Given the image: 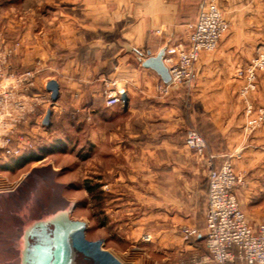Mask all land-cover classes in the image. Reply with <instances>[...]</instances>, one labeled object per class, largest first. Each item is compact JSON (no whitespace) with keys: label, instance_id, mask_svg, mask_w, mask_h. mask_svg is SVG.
I'll use <instances>...</instances> for the list:
<instances>
[{"label":"crops","instance_id":"crops-1","mask_svg":"<svg viewBox=\"0 0 264 264\" xmlns=\"http://www.w3.org/2000/svg\"><path fill=\"white\" fill-rule=\"evenodd\" d=\"M56 1L57 26L68 43L62 44L86 47L92 55L82 75L77 74L79 62L72 58L70 90L59 83L58 95L75 92L76 109L102 114L108 156L121 161L108 168L118 169L109 191L116 184L119 191L113 197V212L111 203L106 208L105 244L112 237L118 239V247L109 244L110 248L120 260L137 264H211L198 262L207 253L202 205L209 163L218 167L230 161L243 173V184L234 189L239 206L244 184L264 176V124L245 128V100L264 107V71L257 73L255 88L246 99L240 93L245 78L239 73L264 48V0H219L228 30L215 49L199 54L191 85L173 86L166 93L159 89L160 76L136 62L135 49L156 55L164 45L185 44L198 0ZM106 79L124 88L126 105L121 101L105 105L104 92L113 87L104 85ZM58 104L66 105L62 99ZM190 128L206 141L202 155L184 145ZM142 189L149 190L144 200L150 209L146 211L145 205L142 212H131ZM260 222L264 220L249 224L255 228ZM191 225L197 226L198 234L184 239L181 228ZM101 262L121 264L114 257Z\"/></svg>","mask_w":264,"mask_h":264},{"label":"rangeland","instance_id":"rangeland-1","mask_svg":"<svg viewBox=\"0 0 264 264\" xmlns=\"http://www.w3.org/2000/svg\"><path fill=\"white\" fill-rule=\"evenodd\" d=\"M57 5L56 0H0V193L15 192L27 179H31L33 194H29L36 196L35 191L49 177L47 181L58 188L59 196L75 202L71 217L85 222L83 239L90 245L86 252L90 253L93 262L114 257L121 264H137L120 260L119 254L110 248V245L118 247V239L112 237L106 244L103 240L106 208L111 203L113 212V197L119 191L118 184L112 185V192L109 191L108 184L118 169L108 168L121 161L108 156L102 137V114L94 116L91 111L76 109L73 105L77 100L75 92L62 96L60 92L57 100L52 102L44 90L49 79L60 83V88L63 86V89L70 90L68 83L72 79L68 75L74 69V66L69 68L72 58L79 62L77 74L82 75V70L87 71L90 67L92 56L86 47L65 45L68 43L63 40L56 22L59 17ZM25 72L30 75H25ZM107 81H103L106 87L112 85L111 80ZM59 99L66 105H57ZM47 109L51 114L48 125H44L42 119ZM41 146L49 147L50 152H40L39 159L28 162L16 160L20 155L38 152ZM239 173L242 185L244 177ZM204 182L205 175L202 176V184ZM245 184L238 200L249 223L253 224L264 220L255 218L258 215L264 217V176ZM87 185L94 191L89 192ZM142 187L147 186L143 184ZM139 192L143 196L135 209H129L131 212H142L145 205L146 211L150 209L147 201L149 190ZM26 198L22 197L18 203L26 202ZM202 206L203 215L205 207ZM9 211L7 209L1 216L0 238L6 228L3 221L9 216L6 212ZM201 225L203 230L204 220ZM187 227L197 229L193 225Z\"/></svg>","mask_w":264,"mask_h":264},{"label":"built area","instance_id":"built-area-1","mask_svg":"<svg viewBox=\"0 0 264 264\" xmlns=\"http://www.w3.org/2000/svg\"><path fill=\"white\" fill-rule=\"evenodd\" d=\"M195 20L187 25L185 44L170 45L165 49L163 58L170 80L160 83L159 89L166 93L172 86L189 87L192 83L195 62L202 51L216 48L220 38L226 33L229 23L219 5V0H200ZM264 37V27H262ZM264 71V48L259 50L239 73L245 78L240 93L244 99L255 88L257 73ZM25 75H30L25 72ZM30 81L28 82V84ZM105 93V105L120 102L124 88L115 80L111 81ZM245 128L251 130L264 124V107H254L245 100ZM184 144L198 155L206 148L204 137L195 129H187ZM242 183V175L230 161L215 167L210 162L206 174L205 246L207 253L199 263L264 264V222L253 228L240 208L234 189ZM198 234L194 227H182L184 239Z\"/></svg>","mask_w":264,"mask_h":264},{"label":"water","instance_id":"water-1","mask_svg":"<svg viewBox=\"0 0 264 264\" xmlns=\"http://www.w3.org/2000/svg\"><path fill=\"white\" fill-rule=\"evenodd\" d=\"M165 49L166 45L156 55L135 49L134 58L137 63L154 70L162 82L167 83L170 74L163 62ZM44 88L50 100L55 102L59 92L58 82L49 79ZM120 101L126 105L124 92L120 94ZM50 114L51 110L47 109L42 124L48 125ZM74 206V201L61 196L58 200L41 197L16 205L7 218L10 228H4L2 236L11 264H84L76 241L79 233L83 236L85 222L71 217Z\"/></svg>","mask_w":264,"mask_h":264},{"label":"bare ground","instance_id":"bare-ground-1","mask_svg":"<svg viewBox=\"0 0 264 264\" xmlns=\"http://www.w3.org/2000/svg\"><path fill=\"white\" fill-rule=\"evenodd\" d=\"M46 178L49 179V177H46ZM47 179H44L43 184L40 187H38V189L35 191L36 196H32L29 194L32 190L31 185L33 183V181L31 179H27V181L22 185V187H19V189L15 192L0 193V210H1V208L3 209L2 213L0 211V221H1V216L4 215V212L7 209H9L10 210L9 212L12 213V211L16 208L15 206L19 205L18 200H21L22 197L26 198V197L30 196V198L29 197L26 198V202L33 201L35 198H41V197H45L46 200H49V199L50 200H53V199L58 200V197H60L58 188L54 185L49 184ZM31 193L33 194V192H31ZM9 212H6L7 215L10 214ZM3 222H6L5 226L7 229H9L10 226H9L8 219L6 221H3ZM2 236L3 235H1L0 241H2V239H3ZM76 244H77V248H79V250H81L80 254L82 256L83 263L84 264L89 263V262L92 263L93 260L88 258V257H90V253L86 252V248H89L90 245L84 241L81 233H79L77 235ZM1 245H2V248L0 247V254L4 253V255L3 254H2V256L0 255L3 258V259L0 258V262H4L5 264H6V261L11 262V260H9V258H8V255H6V253H5V252H7V247L5 246L4 241H3V243L2 242L0 243V246ZM3 248L5 249V251ZM93 263L94 264L95 263L101 264L102 262L100 263V262H97L94 260Z\"/></svg>","mask_w":264,"mask_h":264},{"label":"trees","instance_id":"trees-1","mask_svg":"<svg viewBox=\"0 0 264 264\" xmlns=\"http://www.w3.org/2000/svg\"><path fill=\"white\" fill-rule=\"evenodd\" d=\"M39 151L31 153V154H24V155H20L19 157L16 158L17 161L23 160L24 162H28V161H32V160H36L40 158V152L46 153V152H50V149L48 147V149H45L44 146L38 147ZM87 190L89 192H93V188L90 185L86 186ZM231 263H236V261L230 262Z\"/></svg>","mask_w":264,"mask_h":264}]
</instances>
